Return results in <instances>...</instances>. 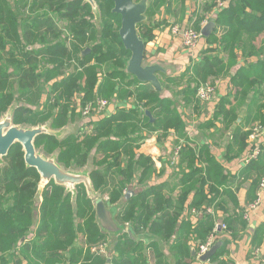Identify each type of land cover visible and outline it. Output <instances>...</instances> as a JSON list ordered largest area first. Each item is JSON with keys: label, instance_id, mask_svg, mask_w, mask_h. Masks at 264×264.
Segmentation results:
<instances>
[{"label": "trees", "instance_id": "obj_1", "mask_svg": "<svg viewBox=\"0 0 264 264\" xmlns=\"http://www.w3.org/2000/svg\"><path fill=\"white\" fill-rule=\"evenodd\" d=\"M81 1L45 0L41 3V6L50 9L52 15L70 19L69 29L75 36L73 40L70 39L72 47H67L65 41L57 39L55 23L50 17L37 18L33 27L25 26L18 42L6 41L9 39L7 35L3 36L5 40L0 37V111L10 101V95L17 85H21V91L17 92L20 98L28 95L30 103L40 102L41 87L52 74L62 69L64 57L75 53L80 68L76 67L75 72L54 83L56 88H51L55 95L53 103H49V91L42 110L20 108L16 116L12 117L13 122L35 124L47 119L57 109L54 124H62L68 112L73 116V110L68 104H62L61 98L71 95L73 91H82L76 94L83 104L95 97L109 98L107 100L110 102H125L109 116L89 123L87 129L79 134L59 141L50 134L37 136L34 140L35 148L42 145L46 152H51L57 147L58 163L78 168L86 164L88 155L94 150L93 164L96 168L91 170L90 180L94 190L101 192V196L106 198V204L118 201L128 187L141 185L139 191H131L119 213V220L132 223L138 233L148 231L158 236L169 247L174 258L173 264H190L194 258L191 256L189 237L193 240L195 238L196 251L198 244L204 243L214 227L213 217L207 215L202 206L212 205L218 200L219 187L229 183L230 177L210 153L207 143L191 144L175 98L179 96L185 105L197 101L199 106L195 95L197 88L203 84L200 82L212 77L229 76L231 86L217 103L213 119L223 124V136L230 131L226 159L233 158L240 150L247 148L249 131H241L240 126L236 125V119L237 111L242 106H248L247 112L250 115L247 118L251 117V120L264 124V0H229L218 11L214 17L216 26L207 39L208 44H216V47L206 49L201 60L187 67L179 76L165 78L164 83H175L176 86L175 89H168L170 97H161V90L155 89L148 82H138L135 77L126 73L130 52L123 47L119 38L120 16L111 11L112 0H102L100 7L104 16L112 21L116 19L117 26L110 22L105 24L106 31H103L100 40H95L97 43L92 42L94 44L90 47V53L79 55L84 41L94 39L92 26L86 27L84 20L77 21L75 18L78 12L87 7L85 3L78 10L80 7L77 8V5ZM160 2L163 3V0H153L152 9L153 5ZM179 2L183 5L184 0ZM213 3L215 6V0ZM18 8L24 12L28 6ZM33 12L36 13L30 8L28 15ZM26 18L28 16H23L22 20ZM6 20L7 15L0 9V24ZM9 21L13 22L11 18ZM165 23L163 21L148 25L143 21L139 24L138 34L147 43L154 38L153 31ZM173 24L177 23L172 22L168 26ZM193 27L198 29L195 24ZM6 28L10 30L9 27ZM262 34L260 42L255 43ZM30 44L38 47L28 50L27 46ZM258 44L259 49L255 51L253 47ZM236 46H239L243 54L247 52L246 48H249L250 53L254 51L259 61L240 66L231 74L233 58L225 63L218 51L229 53ZM217 47L218 50L215 51ZM93 58L95 63L91 65L89 62ZM41 62L44 66L40 65ZM8 63L14 66L11 71L8 70ZM101 64L106 68L103 73L98 71L102 69ZM49 65H52L51 69ZM159 82L160 85L163 83ZM59 91L61 95H58ZM248 99L249 103H246ZM127 103L130 105L127 106ZM251 106L255 112L250 109ZM145 111L150 113L152 121H149ZM14 113L13 109L12 115ZM44 114L46 115L43 117ZM211 125L212 121L206 127ZM157 131L161 132L158 140L170 136V132L174 131L185 143L181 145L178 163L172 168L173 180L150 184V179L163 170L157 172L153 159L148 155L136 154L135 150L148 134ZM263 150L248 165L249 175L256 173L251 183L253 189L264 178ZM4 161L5 164L0 169V264H171L156 244L145 249L141 242H136L127 234L119 237L112 245L113 254L109 257L91 252L90 247L98 246L106 241V237L98 227L94 206L86 198L84 185L75 187L78 189L75 195L78 221L74 223L70 195L63 186L56 185L53 181L45 186L41 202L38 206L35 205L39 175L34 168L25 165L18 143L10 148ZM176 189L178 193L173 196ZM225 192L230 193L224 190V194ZM229 198L235 203L236 198L232 194ZM192 208L202 212L201 217L196 216L198 222L194 226L185 216ZM37 214L39 218L35 223ZM243 214L245 211L241 209L239 217ZM257 233L260 236L251 239L253 246H259L263 239V224L256 228L255 234ZM227 243L223 239V244L209 259L212 263L228 264L223 259Z\"/></svg>", "mask_w": 264, "mask_h": 264}, {"label": "crops", "instance_id": "obj_2", "mask_svg": "<svg viewBox=\"0 0 264 264\" xmlns=\"http://www.w3.org/2000/svg\"><path fill=\"white\" fill-rule=\"evenodd\" d=\"M171 1L172 4L176 2V0ZM183 5L184 6L182 10L179 11L178 15L171 16L167 14L168 11H163L157 13L156 15H153L150 20H147L148 25L152 23H163V21L167 23L161 24L153 31L154 38L145 43L143 56V60L146 64L158 63L164 68V72L157 73L158 79L163 82L161 84V97L171 96V92L168 90L170 88V85L166 86V84L164 83L166 77L179 76V74L184 72L187 67L191 66L197 61H200L202 55L204 54L203 52L206 51V49H208L209 47H216V44H208L207 42L208 37L216 26L214 17L216 14H218V12L213 13L215 12L213 0H184ZM211 20L214 22V25L210 34L206 37L202 36L200 33L201 29ZM172 22L182 24L189 23L193 26L194 24L197 26L200 33V38L197 42V45L192 50H186L181 45L180 38L170 33L168 25ZM262 37L263 34L257 39L255 43L260 42L259 39H262ZM259 46V44L255 45L253 47L254 50H258ZM216 50H218V47L215 48V51ZM246 50L247 52L243 54L239 46H236L232 51L229 50V53L221 50L218 51V54L221 55L222 60L225 63H228V59L230 58L229 55L234 57V66H232L230 69L231 74H233L234 71L240 66L259 61V58L255 55V53H253L254 51H251L250 53L249 48H246ZM262 57H264V55ZM215 84V94L210 101L203 102L199 106L197 104V101H193L192 103L185 105V103L179 98V96H177L176 105L179 112L182 113V117L186 123V136L188 137L189 141H191V144L193 145V143L200 142L207 143L209 145L210 153L220 163L224 172L227 173L230 177L229 183L225 184L222 187H219V198L213 203L212 213H206L207 215H211L213 217L214 227L216 226L215 222L221 220L222 223H225L229 228V230L227 228L226 233H220L222 244L223 239L228 241L226 246V253L223 255V259H225L229 264H257L259 260H257L255 251L256 249L264 250V236L259 246H253L251 244V239L254 236H260L258 233L255 234L256 228L261 224L264 225V190L262 192V196L258 205L252 208L251 205L257 199L258 187L256 186L253 189L251 184L252 179L256 176V173L252 172L251 175H249L248 165L250 164V162L244 163L242 159L243 155L246 153V148L240 150V152L231 159L225 158L226 154H228L226 148L229 142L230 131H227L226 135L223 136L224 132L221 131L223 124L218 122L217 120H214L213 117L216 111L217 103L219 102L221 97H223L228 92V89L231 86L229 76L219 77L218 81H216ZM246 103H249V99L246 101ZM122 104H125V102L116 103L114 101L113 105H110V107H108V111L105 115L93 116L91 118L78 120L76 124H69L64 128V134L68 133V130H70L71 128L80 130V128L85 123H88L89 120L95 121L104 116H109L110 114L115 112L116 108L119 105ZM129 105L130 104L127 103V106ZM251 108L252 106L250 107V109ZM247 110L248 106H242L237 111L236 125L240 126L241 131H247L254 122H259L251 120V117L246 121L245 117L250 115ZM253 112H255V110ZM251 115H253V113ZM211 121L212 125L206 127L208 122ZM160 135L161 132L158 131L148 134V137L141 143L139 148L135 150L136 154L143 153L150 156L154 161V167L157 172H159L160 169L163 170V172L158 174V176L150 179V184L154 182L159 183L166 180H173L172 168L174 166H171L169 164V152L171 149L177 146H180L181 149V145L185 143V140H183L182 138L180 139V137H178L174 131L170 132V136L162 137L160 138V140H158ZM175 140H177V143H175ZM262 146V149H264V143ZM236 149V146H234V150ZM175 170L177 171V169ZM224 190L230 191V193L225 192L224 194ZM131 191L137 192V187H128L126 193H129L131 195ZM177 193L178 189L174 191L173 196L177 195ZM230 194H232V196L236 198L235 203L229 198ZM190 198L191 194L189 195V199ZM118 201H120V199ZM219 201L221 204L218 205ZM187 203H185L184 205L187 206ZM115 204L116 202L109 204V206ZM113 209H115L116 214L118 213L117 221L119 223H130L121 222L119 220L118 217L121 208L114 207ZM214 209L217 210L213 214ZM241 209H243V212L245 211V214L239 217ZM192 211H194L195 214ZM246 215L248 216V218L246 217ZM185 216L189 218L190 222L194 226L198 222L197 217L202 216V212H197L196 208H192L191 211H189L188 213L186 212ZM133 230L135 233L140 234L135 231L134 227ZM148 233L152 236H155L150 232ZM103 235L106 237L107 234ZM193 236L195 237L194 234ZM119 237L121 236H118L113 242L115 243ZM155 237H157L161 241L162 247L166 250L165 252L160 250L157 242H149L147 245L142 241L139 242L142 243L145 249L151 244H156L158 250L170 261L171 264H173L174 258H172L169 247L164 244L158 236ZM110 238L112 239V237ZM191 238L192 237H189L188 243L191 246V256L194 259L190 262V264H201V261L195 258V254H192L193 252L195 253L194 245L197 244H195V238L194 240L193 238ZM106 239H109V236L106 237Z\"/></svg>", "mask_w": 264, "mask_h": 264}, {"label": "water", "instance_id": "obj_3", "mask_svg": "<svg viewBox=\"0 0 264 264\" xmlns=\"http://www.w3.org/2000/svg\"><path fill=\"white\" fill-rule=\"evenodd\" d=\"M85 2L92 4V0H85ZM147 7L148 0H113L112 12L120 16L118 35L123 47L130 52V57L125 69L126 72L135 77L137 81L148 82L152 84L155 89L161 90L157 73L164 72V68L158 63L146 64L144 62L145 43L138 34L139 24L146 19L145 13ZM213 25L214 22L212 20L209 21L201 29V35L205 37L208 36ZM88 52L89 49L87 48L82 52V55L88 54ZM145 114L149 117V121L153 120L148 111H145ZM11 116H4V120L0 122V158L7 154L13 144L18 143L21 146L25 165L34 168L39 175L37 191L34 197L35 205H38L37 202H39V200L41 201L42 191L50 181H53L56 185L63 186L66 193L72 192L74 198L76 195L75 187L82 184L85 187L87 197L92 200L94 205L98 227L102 234H107L109 236L110 243L115 241L118 236L127 234L136 242L142 241L146 245L149 242H157L160 250L166 251L157 237L150 235L147 231L137 234L134 232L131 223H119L117 221L118 213L116 214L113 208H122L123 203L126 202L130 194H124L115 205H107L99 196V191L93 188L89 174L91 170L96 167H94L90 161H87L83 167L76 169L71 167L67 168L58 163V152L53 153V155L48 158L42 156L40 152L36 150L34 140L37 136L41 134H50L58 138V140H62L63 137L58 135L59 131L51 132L49 124L47 123L31 127L14 126L10 121ZM62 130L64 132V128ZM217 228L220 230V227ZM110 237H112V239ZM221 244V239L216 240L210 249L199 257V261L206 262L209 260L216 253ZM192 254L194 255L195 253L193 252Z\"/></svg>", "mask_w": 264, "mask_h": 264}, {"label": "rangeland", "instance_id": "obj_4", "mask_svg": "<svg viewBox=\"0 0 264 264\" xmlns=\"http://www.w3.org/2000/svg\"><path fill=\"white\" fill-rule=\"evenodd\" d=\"M67 1H69V0H67ZM43 2H45V0H0V9H3L5 14L7 15V20L4 23L0 24V37L3 38V36L7 35L9 39H7L6 41H8L10 43L18 42L19 41V37L20 38L22 37L23 30H24L26 24H24L22 22H19V20L25 15L26 11L22 12L23 9L19 10L18 6H20V7L28 6V9L31 8L32 10L36 11V13L34 12L36 14L35 15V21H36L37 18L39 19V18L52 17L50 9H48L47 6H41V3H43ZM85 3L87 4V7H85L86 9L83 8V6L86 5ZM101 3H103L102 0H92V4L89 3V2H85V0H82L77 5V8L80 7L78 10H80L81 8H83V9L81 10V12H78L75 15V18H77V21H78V19L79 20H84L86 22V27L92 26V38H94L92 41L88 40V39L84 41V45H82L80 47L79 55H82L81 52L84 49H86V47L90 48L94 43H97L98 41H95L96 39L100 40V38L103 36V31H106L105 28H104L105 24H108V22H110V24H112L114 26H117L116 19H114L112 21V20H110V18L108 16H104V14L102 12V9L100 7ZM152 3H153V0H148V7H147V10H146V13H145V16L147 18L146 22H147V20H150V18L153 15H156L157 13L163 12V11H168L167 14H169L171 16L178 15L179 11H181L183 6H184V5L180 4L179 0H176V2L174 4H172L171 0H163V3L160 2V3L156 4V5H153V9H152V7H151ZM16 8H17V10H16ZM13 14L14 15L16 14V21L11 22L9 20H10V17ZM53 17L54 18H59L58 16H53ZM69 20L70 19H68V18L67 19H61V22H59L56 31L58 33L57 39H59V40H62V36L68 35L67 43L69 42V46L72 47L70 45V42H71V40L74 39L73 37H75V36L73 35V32L69 29ZM144 22H145V20H144ZM177 24L181 28H187L188 26H191L194 30L198 31V29L193 27L192 24H189V23L188 24L187 23L186 24L177 23ZM6 27H9L10 30H8ZM83 27L85 28V25ZM138 32H139V26H138ZM7 33H9V34H7ZM3 39L5 40V38H3ZM93 41H95V42L92 43ZM23 43H25V42H23ZM34 45L36 47V44H34ZM6 48H7V46H6ZM70 55H71L70 57H64L65 64L62 67V69L57 70V72L52 74L46 80V84H44L41 87L42 88V92L40 93L41 94V98H42V96L49 95L48 94L49 91H50V97L54 98L55 95L52 93V90H51V88H56L54 83L57 82V81H61L63 78L67 77V75H69L70 73L75 72L74 70H75L76 67L80 68V65L77 63V60H76V57H75V53H72ZM230 58L234 59L233 56H231ZM89 63H92L91 65H94V63H95L94 58ZM13 67L14 66L9 64L8 70L11 71L13 69ZM101 67H102V69H98V71L103 73V71L106 68H105L104 64H101ZM216 81H218V77L217 78H213V77L212 78H208V79H206L204 81H201L200 83L211 84L216 89V84H215ZM165 84H166V86L171 85L170 86L171 90L176 88L175 83L168 84V83L165 82ZM59 90L61 91V89H59ZM18 91H21V85H17V86L14 87V92L15 93H13V94L11 93V95H10V100L11 101H10L9 105L7 106V107L10 106L8 110L13 109L18 104L33 106V107L36 108V110L39 109V105H40L41 101L38 102V103L37 102L30 103L29 101H31V100H30L29 96L28 95H24L22 98H19V94L17 93ZM60 91L58 92V95H61ZM78 92L82 93V91H78ZM78 92L73 91V93L71 95H69V96L64 95L61 98L62 104H68L69 106H71L73 98H74V100L76 99V96H78L76 93H78ZM195 97H196V95H195ZM103 98H105V97H103ZM105 99H109V98H105ZM178 100H180V99H178ZM198 102L200 104L203 103L199 99H198ZM251 109H253V108H251ZM8 110L5 113L0 115V120L5 118L6 116H11V114H10L11 111H8ZM45 115L46 114H44L43 117ZM54 116H55V114L53 113L51 116H48L47 119L41 121V123H39V124L44 125V124L47 123V124H49L51 132L59 131V134H58L59 136H62L63 139L68 138V137L65 138L66 134H63L64 132L62 130L63 129L62 125L65 124L64 126H68L69 124H76L77 119L75 120L74 116H71L70 119H68L66 116H64L63 121H62L63 123L60 124V125H55L54 124ZM245 119H246V121L248 120L247 116L245 117ZM39 124H37V125H39ZM258 124L261 125L264 128V124H262L261 122H255L248 128L247 131H249V133H250L251 129L255 125H258ZM18 126H20V127H24V126L28 127L29 125L23 124V125H18ZM34 126H36V125H34ZM89 130H91V127L89 128ZM221 131L225 132V129H224L223 126H222ZM55 139H57V141H59L58 138L55 137ZM247 139H248V137H247ZM140 145H141V143L139 144V146ZM36 150L39 151L42 156L48 157V158H50L53 155V153L58 152V148L57 147L53 148L51 150V152H46V150L43 149L42 145L36 147ZM141 154H143V153H141ZM144 155H146V154H144ZM93 158H94V150L90 152V154L88 155V158H87V161L88 162L90 161L91 164L94 166ZM1 165H3V164H0V169L2 168ZM70 167L74 168V169L78 168V167L73 166V165L70 166ZM67 168H69V167H67ZM155 177H156V175H154V177H152V178H155ZM136 187H137V191H139L140 188H141V185L136 186ZM77 191H78V189H76V192ZM67 193H69V195H70L69 196V201L72 203L73 222L75 223L76 221H78V218L76 216V213H77V210H78L77 209V203L75 202V198L72 196V192H67ZM86 198H88V197L86 196ZM40 202H41L40 200H39V202H37L38 205H39ZM91 202H92V200H91ZM116 202H118V201H116ZM124 205H125V202L123 203L122 208L124 207ZM206 207H210L211 209H213V204L209 205V206H202V208H206ZM122 208H121V210H122ZM215 212H216V210L214 209L213 214ZM38 218H39V214L36 215L35 223L37 222ZM218 222H222V221L221 220L216 221L215 224H218ZM226 227L228 228L227 225H226ZM228 230H229V228H228ZM106 237H108V236L106 235ZM105 240L106 241H103L104 243H106V251H105L106 253H105V255H106V257L107 256L109 257L111 254H113V251L111 249L113 247L112 245L114 244V242L112 241V243H110L109 239H105ZM202 243H199L198 245H200ZM93 247H90V251L92 250ZM108 250H109V253H108ZM95 252L97 253V250H95Z\"/></svg>", "mask_w": 264, "mask_h": 264}, {"label": "built area", "instance_id": "obj_5", "mask_svg": "<svg viewBox=\"0 0 264 264\" xmlns=\"http://www.w3.org/2000/svg\"><path fill=\"white\" fill-rule=\"evenodd\" d=\"M229 0H215V12L220 11L228 2ZM170 33L174 36H177L180 38L181 45L188 51L192 50L196 45L200 38V33L196 30H194L191 26H188L187 28H181L178 24H173L169 27ZM215 94V87H213L211 84H202L197 88L196 91V97L202 101H210L212 97ZM81 98L80 96H76V99L74 100V107H77L79 112H81L82 116L86 118H91L93 116H103L107 113L108 107L110 106V101L104 98H96L95 100L88 101L84 104H80ZM248 145L246 148V153L243 155L242 159L244 163H249L252 160L256 159L258 155L262 151V145L264 143V128L261 125H255L247 139ZM169 155V164L171 166H174L179 161V155H180V146L174 147L170 150ZM264 190V178L260 181L258 185V191H257V199L256 201L251 205L252 208H254L256 205H258L262 192ZM212 210L210 207L205 208V213L211 214ZM194 214L195 212L192 211ZM248 218V216L246 215ZM220 227V230L218 231V228ZM226 233L227 227L224 223L218 222L216 226L213 228L211 233L208 235L206 241L200 245L197 246V250L195 251V258L199 260V257L204 254L206 251L210 249V247L214 244V242L218 239H221L220 233ZM97 250V253L95 252ZM106 243L102 242L96 247H93L91 252L102 255L106 252ZM255 254L257 256V264H264V250L256 249ZM201 264H211L210 260H207L206 262H200Z\"/></svg>", "mask_w": 264, "mask_h": 264}, {"label": "flooded vegetation", "instance_id": "obj_6", "mask_svg": "<svg viewBox=\"0 0 264 264\" xmlns=\"http://www.w3.org/2000/svg\"><path fill=\"white\" fill-rule=\"evenodd\" d=\"M113 1V0H112ZM113 8V7H112ZM28 9V8H27ZM25 10L26 11V13H25V15H24V17L25 16H28V18H26L25 20H22V18L19 20V22H22V23H24V24H26V26H30V27H33L34 25H35V13L33 12V13H31V14H29L28 15V11H29V9L28 10ZM111 11H112V9H111ZM54 15H52V17H50L53 21H54V25H55V27H56V29H57V26H58V24H59V22H61V19L62 18H54L53 17ZM11 19H12V21H16V14L14 15H12L11 17H10ZM20 25V24H19ZM21 26V25H20ZM120 27V26H119ZM119 30V29H118ZM23 32H24V30H23ZM66 36V37H65ZM65 36H62V41H65L66 42V46L68 47V45H69V42L67 43V39H68V35H65ZM36 47H38V45H36ZM27 48H28V50H32V49H35V45L34 44H30V45H28L27 46ZM26 48V49H27ZM88 47H86V49H87ZM89 49V52H88V54L90 53V48H88ZM85 50V49H84ZM83 50V51H84ZM82 51V52H83ZM82 52H81V54H82ZM85 55H87V54H85ZM81 56H84V55H81ZM130 57V56H129ZM39 59H40V56H39ZM129 59V58H128ZM128 61V60H127ZM40 62V61H39ZM40 65L41 66H44V64L41 62L40 63ZM126 65H127V63H126ZM41 66H38L39 68H41ZM49 68L51 69L52 68V65H49ZM125 69H126V67H125ZM126 71V70H125ZM127 73V72H126ZM17 82L15 81V84H16ZM13 93H15V92H13ZM47 97V95H45V96H42V100H41V103H40V105H39V109L38 110H42L43 109V103H44V100H45V98ZM19 98H20V96H19ZM96 98H100V97H95V99ZM94 99V100H95ZM0 101H1V96H0ZM11 101V100H10ZM10 101L8 102V104H6V106H5V108H4V110H2V111H0V115L1 114H3V113H5L8 109H9V107H7L8 105H9V103H10ZM53 101H54V99L51 97L50 98V102L49 103H53ZM113 103H114V101H112V102H110V105H113ZM46 104V103H45ZM80 104H83L82 103V101H80ZM71 109L73 110V116L75 117V120L77 119V121L78 120H81V119H87L86 117H84V116H82V114H81V112H79V110H78V108L77 107H74V98H73V101H72V104H71ZM110 107V106H109ZM20 108H25V109H29V110H33V109H36L35 107H33V106H29V105H22V104H18L17 106H15L13 109H14V111H15V113L12 115V111H13V109H11V110H8V111H11V115H12V117H14V116H16V114H17V110H19ZM4 111V112H3ZM44 111H45V109H44ZM56 111H57V109H54V114L56 113ZM12 117H10V121H11V123H12V125H14V126H18V125H23V124H25V125H29L28 127H31V126H34V125H37V124H39V123H41V122H36L35 124H30V123H14L13 122V120H12ZM68 119H70L71 118V112H68V115L66 116ZM4 120V118L3 119H1L0 120V122L1 121H3ZM76 121V122H77ZM88 121V120H87ZM92 122V120H89L88 121V123H85L81 128H80V130H76V129H74V128H71L70 130H68V133H66V136H65V138L66 137H69V136H71V135H76V134H79L83 129H87V125L89 124V123H91ZM65 124H63L62 126H63V128H65L66 126H64ZM14 145V144H13ZM12 145V146H13ZM11 146V147H12ZM10 150V149H9ZM8 150V151H9ZM7 154H8V152H7ZM7 154L6 155H4V156H1V161H0V164H5V161H4V158L7 156ZM1 166H3V165H1ZM126 192V191H125ZM99 196L105 201L106 200V198H104V197H102L101 196V194H99ZM106 202V201H105ZM109 204H112V203H107V205H109Z\"/></svg>", "mask_w": 264, "mask_h": 264}]
</instances>
